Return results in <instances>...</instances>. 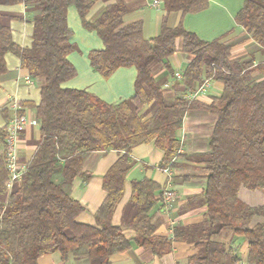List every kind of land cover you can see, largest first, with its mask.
Returning <instances> with one entry per match:
<instances>
[{"label": "trees", "instance_id": "16d2710c", "mask_svg": "<svg viewBox=\"0 0 264 264\" xmlns=\"http://www.w3.org/2000/svg\"><path fill=\"white\" fill-rule=\"evenodd\" d=\"M40 8L33 44L17 46L9 21L20 19L0 12V80L7 73L6 55L14 53L32 78H42L41 103L35 108L41 138L28 170L13 190L7 189L6 127L0 128V264H38L41 256L58 253L66 263L88 260L110 264V257L133 246L150 249L155 257L173 251L174 241L198 239V253L190 264H238L240 258L218 238L225 230L248 242L249 264H264V206L241 201V187L264 190V65L231 60V47L220 41L201 40L182 22L175 28L163 20L160 34L145 39L143 22L125 24V10L108 7L93 22L88 14L95 0H23ZM167 15L183 16L207 8L208 0H163ZM75 7L86 30L95 31L104 50L89 54L91 67L108 80L120 68L135 67V94L119 104H109L85 90L64 88L77 75L69 60L75 51L68 10ZM236 21L264 49V0H245ZM183 39V51L192 60L183 71L186 89L194 91L203 77L223 85L219 97L205 104L178 97L167 103L151 67L167 63ZM259 73L257 80L253 73ZM207 109L217 116L210 140L211 153L199 158L207 172L204 203L206 219L199 229L175 228L174 238L156 235L152 211L161 198L160 185L144 178L133 180L130 205L135 214L121 226L113 216L125 194L127 175L133 169L132 151L154 143L163 151L161 169L176 168L182 148L177 132L189 111ZM146 111L151 115L145 116ZM21 115V113L19 114ZM7 126V125H6ZM118 151L123 155L103 180L107 197L95 213L96 226L80 224L83 205L73 198L74 181L92 177L85 163L94 152ZM188 179V178H187ZM122 226L132 228L133 239Z\"/></svg>", "mask_w": 264, "mask_h": 264}, {"label": "crops", "instance_id": "0c3cea01", "mask_svg": "<svg viewBox=\"0 0 264 264\" xmlns=\"http://www.w3.org/2000/svg\"><path fill=\"white\" fill-rule=\"evenodd\" d=\"M151 0H95L88 14V20L98 19L108 7L125 10L124 22L130 24L135 21L143 22L145 39H153L160 34L163 20L167 26L175 28L181 22L184 28L195 33L204 41H220L231 47V60L240 64L251 63L253 67L264 65V49L254 40L251 33L246 31L236 21V15L243 8L245 0H208L207 8L198 13L182 15L173 12L167 15L164 5L154 8ZM0 12L20 19L9 21L14 43L22 49H29L33 44L35 20L40 16V8L27 5L23 0H0ZM68 23L73 31L71 43L75 51L69 55L70 62L77 71L75 77L63 84L64 88L85 90L94 94L109 104H119L132 98L135 94V67L120 68L110 79H104L90 64L89 54L92 51L104 50V44L95 31L86 30L75 7L68 10ZM183 39L176 41L177 52L167 63L154 64L151 67L155 80L163 90L167 103H173L176 98L187 96L183 81H174L176 73H183L192 60V56L183 51ZM7 73L0 80V128L6 127L15 116H26L30 121L36 118L35 108L41 103L42 78H32L21 67L20 58L14 53L5 57ZM259 80L261 75L253 73ZM208 82L206 92L198 99L209 104L213 98L219 97L223 85L213 79L203 77V83ZM170 83H174L170 85ZM202 83V84H203ZM169 84V88L164 85ZM201 86V84L199 85ZM199 86H196L198 88ZM217 116L207 109L189 111L183 122V128L177 132L182 148L179 157L175 160L176 168H171V176L159 167L164 154L152 142L133 149L131 157L134 161L133 169L127 175L125 194L113 216L115 226L122 225L123 217L130 221L135 209L130 205L133 180L144 178L157 182L161 189H172L176 194V201L170 212L163 210L160 202L152 211V222L156 226V235L174 238L175 228H184L188 231L199 229L206 219L207 206L204 203V193L207 185L204 164L199 158L211 153L210 140L217 122ZM41 138L39 125L30 124L20 134L19 156L21 161L29 162L34 156L37 144ZM123 155L118 151L94 152L85 163V171L91 173L89 181L77 178L74 181L73 198L83 207V213L78 217L80 224L96 226L95 213L107 197L103 189L104 176L108 170ZM188 178V179H187ZM239 198L252 207L264 206V190H248L241 187ZM264 219L256 216L253 225L262 223ZM126 238L133 239L135 231L122 226ZM190 240L174 241L173 251L163 257H155L150 249L133 246L129 251L110 257V264H190L189 259L198 253L196 238L188 236ZM218 240L225 244L227 249L240 258L238 264H249L248 242L225 230ZM38 264H91L88 260H70L64 263L58 253L41 256Z\"/></svg>", "mask_w": 264, "mask_h": 264}, {"label": "built area", "instance_id": "2783aa9c", "mask_svg": "<svg viewBox=\"0 0 264 264\" xmlns=\"http://www.w3.org/2000/svg\"><path fill=\"white\" fill-rule=\"evenodd\" d=\"M163 0H151L150 5L154 8H158L161 5H163ZM184 75L183 73H176L174 76V81H183ZM174 83H170V85H173ZM169 84H165V88L170 87ZM208 82H204L196 88L194 91H191L187 96L186 99L192 101L197 100L200 98L201 95H203L206 92V89L208 88ZM30 124H38L37 119H34L33 121H30L26 116H15L12 118L11 121L6 126V166L7 170L9 172V179L7 182V189L9 191L13 190L14 186L21 182L23 176L26 174L28 170V163L29 162H23L20 159L19 156V138L20 134L28 127ZM164 172H166L169 176H171V170L170 168L164 169ZM175 192L166 187L162 191L160 198L161 203L163 205V210L166 212H170L173 209L174 203L176 201V194Z\"/></svg>", "mask_w": 264, "mask_h": 264}, {"label": "rangeland", "instance_id": "374dc122", "mask_svg": "<svg viewBox=\"0 0 264 264\" xmlns=\"http://www.w3.org/2000/svg\"><path fill=\"white\" fill-rule=\"evenodd\" d=\"M150 113H151V111H146L144 114H145V116H149V115H151Z\"/></svg>", "mask_w": 264, "mask_h": 264}]
</instances>
